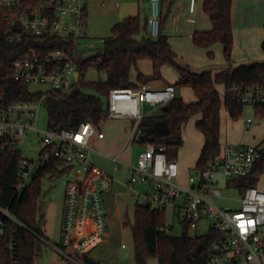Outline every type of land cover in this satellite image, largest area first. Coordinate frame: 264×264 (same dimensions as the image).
Instances as JSON below:
<instances>
[{
    "label": "built area",
    "instance_id": "obj_1",
    "mask_svg": "<svg viewBox=\"0 0 264 264\" xmlns=\"http://www.w3.org/2000/svg\"><path fill=\"white\" fill-rule=\"evenodd\" d=\"M148 4V16L141 24L147 27L151 37L157 38L162 31V0H139ZM0 5L11 10L7 16L12 27L11 39L21 41L27 36H55L66 39L71 50L57 49L32 51L12 64L16 80L48 87L40 91L39 99L17 100L6 106L0 105V140L4 146L18 150L21 141L32 131H38L39 109L52 93L63 95L75 82L78 71V54H85L94 47L87 37L85 0H54L53 3L25 6L20 0H0ZM196 0H191L190 12L195 11ZM104 43L105 39L100 40ZM229 94L244 105L264 104V82L251 86L236 85ZM177 96L174 84L157 88L147 83L131 87H117L107 97L108 118L129 119L132 122L129 141H140L141 121ZM146 106L151 108L146 111ZM253 122L249 118L246 127ZM105 138L104 132L91 121L80 123L73 129H47L41 138L37 160L25 157L22 161L20 187H25L36 168L45 163L51 153L61 163L57 173L73 175L67 181L63 220L58 243L52 246L69 261H77L75 255L87 256L108 237V211L105 196L113 185V177L99 169L93 161L95 143ZM125 147V148H126ZM121 153V152H120ZM120 153L107 155L117 167L126 166L128 185L146 183L149 191L142 203L157 209L173 206L183 212L182 223L189 230L206 227L202 234H215L207 248L206 264H264V190L258 185L241 190L240 179L252 175L261 147L247 143H226L206 169L195 170L186 183L179 180L180 167L176 159L169 158L165 146L151 142L144 144L137 163L120 161ZM74 177H80L73 179ZM223 183L221 182V179ZM224 186L238 189L241 193L238 207L219 206L216 199L224 198ZM178 199L182 202L177 204ZM5 230L0 225V236ZM168 231V227H161ZM200 234V235H202ZM13 262L17 252L12 242L8 244ZM71 249L75 254L69 253ZM83 264L84 262L81 261Z\"/></svg>",
    "mask_w": 264,
    "mask_h": 264
},
{
    "label": "trees",
    "instance_id": "obj_2",
    "mask_svg": "<svg viewBox=\"0 0 264 264\" xmlns=\"http://www.w3.org/2000/svg\"><path fill=\"white\" fill-rule=\"evenodd\" d=\"M25 6H37L53 3L54 0H20ZM233 0H204L203 9L209 16L212 27L209 30H195L192 39L195 45L210 48L216 43L223 46V55L229 67L214 73L212 70L195 72L183 63L173 50L167 34L161 31L157 38L149 35L147 27L142 25L140 15L128 16L112 27L111 35L104 38L102 51L97 55L84 57L78 54L79 82L63 95L52 93L45 100L48 129H73L85 121L93 122L97 127L108 119V104L103 97L117 87L137 86L152 79L162 77V67H173L179 78L174 83L176 88L190 87L196 100L186 102L177 95L160 111L145 117L140 124L142 133L140 143L151 142L157 147L165 146L169 158L176 159L178 150L183 145V129L196 114H202L196 128L204 136L201 154L195 166L197 171L208 167L209 162L221 151V110L224 107L233 120H238L244 110V104L236 101L229 90L236 85L251 86L264 82V62L242 64L233 67L234 33L232 27ZM86 24L88 20L85 7ZM11 10L0 5V105L6 106L17 100L39 99L40 91L32 90L31 84L18 81L13 76L12 64L21 56L34 50L43 52L57 49L71 50V44L55 36H27L21 41L11 39L12 30L7 16ZM163 26V14H162ZM163 28V27H162ZM264 51V40L262 42ZM215 54L209 50L208 57ZM149 59L152 62V74L140 71L138 62ZM96 69L98 78L86 80V73ZM137 72L136 82L131 79L132 70ZM225 86L222 98L217 85ZM256 114L264 119V104L253 107ZM165 120L168 130L164 133H150L149 129L157 122ZM25 158L22 150H12L0 140V225L5 230L0 236V264H34L39 259L38 242L44 234L45 219L41 201L44 196L42 180L46 174L57 173L61 160L53 153L40 164L29 183L20 187V169ZM264 173V146L261 157L251 176L240 179L241 190L258 185ZM166 209H157L149 204L137 203L134 210L133 236L135 241V259L138 264H148L151 258H157L158 264H206L207 248L215 239V234L190 235L189 227L183 222L184 232L177 236L161 227L165 222ZM14 243L16 263L8 249ZM84 264H100L84 256Z\"/></svg>",
    "mask_w": 264,
    "mask_h": 264
},
{
    "label": "rangeland",
    "instance_id": "obj_3",
    "mask_svg": "<svg viewBox=\"0 0 264 264\" xmlns=\"http://www.w3.org/2000/svg\"><path fill=\"white\" fill-rule=\"evenodd\" d=\"M190 0H181L180 3L174 5L172 13L166 19L165 33L170 35L175 42V46L180 55L184 56L189 62L195 61L196 51H205L202 47L194 44L190 34L201 28V25L207 15L202 11V0H198V11L195 16L199 20L197 24H191L187 22L188 4ZM116 0H89V18H88V32L94 42V47L91 48L85 57L91 55H97L102 51L103 43L100 41L102 37H108L111 35L112 26L114 20H116L119 10L115 7ZM104 3L105 5H102ZM260 8V22L263 24L264 18V0L259 2ZM177 14L181 18L180 31H172L171 20L172 16ZM201 15V16H200ZM120 20V19H118ZM116 20V21H118ZM92 29H95L93 32ZM220 48L221 44H217ZM238 45V46H237ZM245 47L241 46L240 41L236 43L235 55L233 56V65L237 60L245 59V55L251 53V58L255 61H264V51L261 43L250 48L246 51ZM205 53V52H204ZM207 54H205V57ZM203 58L204 61L211 62L208 58ZM215 63L223 62L224 57L222 50L219 55L215 50ZM150 60L146 59L140 62L141 68L145 69L150 67ZM214 63V61L212 62ZM198 67L201 68L202 63H198ZM164 78L167 81H171L177 75L176 70L173 67L165 68ZM137 72L133 69L131 79L136 80ZM98 78L96 69H90L86 73V80H95ZM153 80V79H152ZM151 81V80H150ZM31 89L36 91H46L48 87L43 84H31ZM177 95L183 96L187 100L193 98L191 90H179ZM224 93H222V98ZM106 102L107 97H103ZM151 108L146 107V111ZM160 109H156L152 114L158 113ZM251 117L253 119L251 128H245L244 122ZM198 117H193L184 126L183 132V145L180 147L177 153V157L183 164H187L188 160H194L201 151L203 136L201 132L195 127V122ZM233 124L234 137L238 138L239 142L249 143L257 145L259 147L264 146V119H261L255 112L253 106H244L243 114L238 120H233L228 115L225 108L222 109V139L223 144L226 140V130L230 124ZM261 125V126H260ZM38 131H32L26 137H24L20 144L25 157L31 160H37L41 147V138L43 132L48 129V117L47 110L42 106L38 111L37 118ZM260 127V128H259ZM99 128L104 132L105 138L97 140L95 143V152L93 153V161L95 165L108 173L114 178L113 187L110 195L107 197V211H108V223L110 225L109 235L107 241L101 243L97 248L93 250V254H99L100 260L104 264H137L135 259V241L133 236V224H134V210L137 203L144 201V195L149 191L148 186L142 183H135L128 185V171L126 166L117 167L111 157L107 155H115L120 153V161L124 163H137L139 152L143 149L140 142H133L128 147V141L130 132L132 130V122L129 119H115L108 118L101 123ZM259 128V129H258ZM230 139V137H229ZM231 140V139H230ZM126 147V148H125ZM176 157V158H177ZM187 161V162H186ZM195 164H193L189 170H181V178H186L194 171ZM52 174H46L42 180L43 198L41 201L42 214L45 219L44 222V234L49 244L58 243L60 241L61 223L63 218V208L65 202L67 181L73 176L71 175H56L51 178ZM80 178L74 177L73 179ZM223 178L221 182L223 183ZM224 198L216 199L215 203L219 206L238 207L239 202L236 200L240 198L241 193L238 189L224 186ZM258 188L264 190V173L260 176L258 182ZM182 199H178L177 204L181 203ZM183 212L176 211L173 206L166 208L165 222L168 227V233L174 235H181L184 232V225L182 223ZM206 231L204 224L199 226V230H189L190 235H200ZM47 244L44 240H39V259L34 264H76L69 262L64 256L56 251L52 246ZM124 245V247H122ZM69 253L75 254L73 250L69 249ZM78 263L82 264L84 256L75 255ZM148 264H158L157 258H151Z\"/></svg>",
    "mask_w": 264,
    "mask_h": 264
},
{
    "label": "crops",
    "instance_id": "obj_4",
    "mask_svg": "<svg viewBox=\"0 0 264 264\" xmlns=\"http://www.w3.org/2000/svg\"><path fill=\"white\" fill-rule=\"evenodd\" d=\"M88 1L89 0H85L86 6H87V11H88V18H89V14L90 13H89V9H88ZM203 1L204 0H202L201 8H202V11L205 13V11L203 9ZM259 1L260 0H233V3H232V27H233V33H234V48H233V54L234 55H235L236 43L238 44L239 41H240L242 47H245V49H248L246 51H249L250 48H252L253 46H255L257 44H260V43H261V46H262V42L264 40V18H263V24H262L260 22V17H261L260 16V8L261 7L260 8L258 7L259 6V3H258ZM161 2H162V14H163V26H162L163 28H162V30L165 33L166 19H167V17H169V14L172 13V9H173L174 5L180 3L181 0H162ZM198 3H199L198 0H196L195 11L193 13H191L190 12L191 0L189 1V4H188V15H187V19L186 20H187V22H189L191 24H197L199 22V20L195 18V16L197 15V11H198ZM102 5H105V4L102 3ZM115 7L117 8V10H119V14L116 17V20H118V19L121 20V19H123L125 17H128V16L140 15L142 22H144L146 20L147 16H148V4L147 3H141L139 0H116ZM116 20H114L115 21V22H113L114 24L117 23L118 21H120V20H118V21H116ZM114 24H113V26H114ZM211 27H212V23H211V20H210L209 16L207 15V19L205 18V20L203 21V23L201 25V28H196V30H209V29H211ZM87 28H88V20H87V24H86V33H87V37L89 39H92V37L89 34ZM171 29H172V31H180V29H181V18L177 14H174L172 16ZM92 30H93V32H95V29H92ZM190 36L192 38V33L190 34ZM168 37H169V42L172 45L173 50L178 54L179 59L183 63L188 64L191 67V69L193 71H195V72H202V71H205V70H212L214 73H216V72H219V71L229 67V65H228L227 61L225 60V58H224L223 62L215 63V60H214L215 56H214V58H209L208 57L209 50H212L214 52V54H215V50H216V53L218 55L220 53V50H222V53H223V46H222L221 43H216V44L212 45L210 48H203V50H205V51H196L194 57H195V61L196 62H198V63L201 62L202 63V66L200 68V67H198V65H199L198 63H195L193 61L189 62L188 59H186L184 56L180 55L178 53V51H177L176 46H175L176 44L174 42V39L170 35H168ZM104 38H106V37H102L101 39H104ZM217 44H221L222 47L220 48ZM205 54H207L206 55L207 57H205ZM250 56H251V53H250V55L249 54L245 55V57H244L245 59H241V60L239 59V60L235 61L233 67H237V66H240L242 64H252L254 62H260V61L253 60V57L251 58ZM204 57L208 58L211 62L204 61V63H203V58ZM223 57H224V55H223ZM143 60L146 61V59H143ZM141 61L142 60H140L138 62V67H139L140 71H142L143 73H145L147 75L152 74V71H153L152 62L151 61L149 62L150 63V67H148V68L146 67L145 69H143L140 66V62ZM213 61H214V63H212ZM262 62H264V61H262ZM169 66L170 65L166 64V65H164L162 67L161 71H162V77L163 78L153 79L151 81L149 80L147 82V84H150L151 86L157 87V88L165 87V86H167L169 84H174L179 78V73L177 71H176L177 75L175 76V78L173 80L167 81L164 78V74H166L165 73V68H167ZM133 81L136 82V80H133ZM217 88H218V90L220 92L221 97H222V93H224V95H225V86L223 84L217 85ZM180 89L181 90L182 89L183 90L189 89V90H191V92L193 94V98H191V100H187V99L183 98V96H182V98L186 102H192V101L196 100V96H195L193 90L190 87L183 86V87L177 88V91H179ZM228 115L230 116L229 113H228ZM198 116H199V118L195 122V127H196V123L201 120L202 114H196V115L193 116V117H198ZM249 118H251V117H249ZM247 120L244 122L245 128H248V127H246ZM233 126L234 125L232 123L228 126V128H227V130L225 132L227 137H226L225 142L223 144L221 143L222 145H224L226 143H243V142H239L238 138L234 137L235 135H233V130H234ZM251 126L249 128H251ZM183 132H184V129H183ZM202 136H203V134H202ZM229 137H230L231 140L229 139ZM221 139H222V110H221L220 142H221ZM203 144H204V136H203L202 147H203ZM247 144H249V143H247ZM142 146L144 147V144H142ZM202 147H201V150H202ZM200 154H201V151H200V148H199V152H198L197 156L194 158V160H188V163L185 164V165L183 164V162H181V160H179L178 157L176 158V160L179 163V167H180V175H179L180 182L186 183L187 182V178H188L187 177L186 180H185V178L184 179L181 178V170H184V171L186 170L187 171V170H189V168L193 164H195V166H196ZM195 170L196 169L194 167V171ZM113 182H114V178H113ZM142 184H145L146 186H148V189H149V185L148 184H146V183H142ZM112 187H113V185H112ZM111 190L105 196L106 208H107L106 200H107V197L110 195ZM63 212H64V208H63ZM62 220H63V218H62ZM61 225H62V223H61ZM109 228H110V225L108 227V235H109ZM105 241H107V239ZM105 241H103V242H105ZM103 242H101V243H103ZM100 244H98L95 248H97ZM122 247H124V245ZM93 250L90 251V253L87 256L89 258L95 260V261H98L100 264H104L100 260L99 254L95 255V254L92 253ZM69 262H74L76 264H80L77 261H69Z\"/></svg>",
    "mask_w": 264,
    "mask_h": 264
},
{
    "label": "water",
    "instance_id": "obj_5",
    "mask_svg": "<svg viewBox=\"0 0 264 264\" xmlns=\"http://www.w3.org/2000/svg\"><path fill=\"white\" fill-rule=\"evenodd\" d=\"M81 77L80 71L75 72V82H79ZM168 130V124L165 120L157 121L150 129V133H164Z\"/></svg>",
    "mask_w": 264,
    "mask_h": 264
}]
</instances>
